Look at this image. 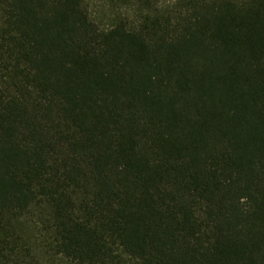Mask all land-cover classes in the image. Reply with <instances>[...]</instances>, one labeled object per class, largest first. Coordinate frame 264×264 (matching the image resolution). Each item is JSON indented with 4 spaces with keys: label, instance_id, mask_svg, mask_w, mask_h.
Masks as SVG:
<instances>
[{
    "label": "trees",
    "instance_id": "obj_1",
    "mask_svg": "<svg viewBox=\"0 0 264 264\" xmlns=\"http://www.w3.org/2000/svg\"><path fill=\"white\" fill-rule=\"evenodd\" d=\"M0 0V264H264V0Z\"/></svg>",
    "mask_w": 264,
    "mask_h": 264
},
{
    "label": "rangeland",
    "instance_id": "obj_2",
    "mask_svg": "<svg viewBox=\"0 0 264 264\" xmlns=\"http://www.w3.org/2000/svg\"><path fill=\"white\" fill-rule=\"evenodd\" d=\"M108 4V0H88V9L97 21L105 23L107 19L103 17V14L108 13Z\"/></svg>",
    "mask_w": 264,
    "mask_h": 264
}]
</instances>
